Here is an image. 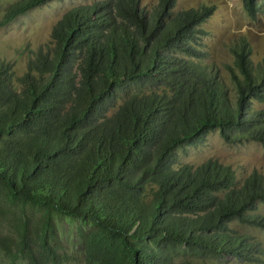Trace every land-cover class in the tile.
Wrapping results in <instances>:
<instances>
[{"label": "trees", "instance_id": "obj_1", "mask_svg": "<svg viewBox=\"0 0 264 264\" xmlns=\"http://www.w3.org/2000/svg\"><path fill=\"white\" fill-rule=\"evenodd\" d=\"M47 0L9 2L0 26ZM248 15L258 0H242ZM92 0L68 9L18 74L0 59V248L8 264H61L54 212L78 229L85 264H204L193 254L253 260L248 212L264 201V173L242 182L230 165L193 167L174 151L219 128L227 141L264 145V58L234 43L229 78L203 61L214 4ZM42 208L38 218L24 206ZM8 225L7 232L4 229ZM10 225L12 227H10Z\"/></svg>", "mask_w": 264, "mask_h": 264}, {"label": "rangeland", "instance_id": "obj_2", "mask_svg": "<svg viewBox=\"0 0 264 264\" xmlns=\"http://www.w3.org/2000/svg\"><path fill=\"white\" fill-rule=\"evenodd\" d=\"M12 1L14 0H0V18ZM90 1L92 0H47L20 13L10 22L0 26V59L11 62L16 72L22 74L27 69V59L32 52L50 41L51 30L56 21L73 6ZM157 1L141 0V5L151 7ZM258 1L261 2V8L254 17H251L242 0H176L175 8L197 6L201 3L215 5L214 12L203 23L207 30L203 36L206 50L203 61L219 68L224 78H229L230 72L227 66L234 65L232 47L239 39L245 38L249 42L254 63H259L264 58V0ZM253 107H264V101H254ZM174 158L178 162L190 163L193 167L208 160L230 165L238 182H242L251 172L264 173V145L255 139L227 141L219 128L210 130L197 144H184L176 148ZM0 201L8 208L10 215L21 212L20 208L11 205L5 199L1 189ZM23 209L33 218H38L42 212L40 206L31 203ZM248 212L264 214V201L257 200ZM53 218L63 251L61 264H85L78 229L80 226L88 227L89 222L59 212H54ZM230 226L239 233L249 234L250 241L254 242L257 248L253 260H239L232 256L197 255L187 250L178 253L179 257H190L204 264H264V227L237 220L231 221ZM7 228L9 229L8 225L4 229L6 233H8ZM0 264H8L1 248ZM16 264H26V262L20 259Z\"/></svg>", "mask_w": 264, "mask_h": 264}]
</instances>
